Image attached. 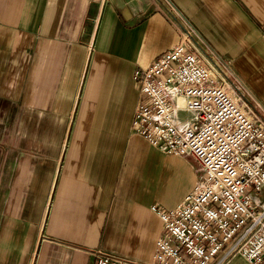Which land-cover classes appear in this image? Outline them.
<instances>
[{
	"label": "crops",
	"instance_id": "obj_1",
	"mask_svg": "<svg viewBox=\"0 0 264 264\" xmlns=\"http://www.w3.org/2000/svg\"><path fill=\"white\" fill-rule=\"evenodd\" d=\"M181 19L264 110V0H0V264H154L200 167L133 133L134 73Z\"/></svg>",
	"mask_w": 264,
	"mask_h": 264
},
{
	"label": "built area",
	"instance_id": "obj_2",
	"mask_svg": "<svg viewBox=\"0 0 264 264\" xmlns=\"http://www.w3.org/2000/svg\"><path fill=\"white\" fill-rule=\"evenodd\" d=\"M178 29L181 42L134 73L148 103L139 104L133 133L201 170L175 208L152 206L163 222L154 264H227L238 255L264 264V110L236 98L250 94L225 60L202 57L187 20ZM184 111L195 118L181 120ZM112 261L100 254L96 264Z\"/></svg>",
	"mask_w": 264,
	"mask_h": 264
},
{
	"label": "rangeland",
	"instance_id": "obj_3",
	"mask_svg": "<svg viewBox=\"0 0 264 264\" xmlns=\"http://www.w3.org/2000/svg\"><path fill=\"white\" fill-rule=\"evenodd\" d=\"M179 118H180L181 120L189 121V120H192V119L195 118V114L192 113V112L184 111V112H182V113L180 114ZM199 175H200V169L198 168V169H197V174H196L195 179H197V178L199 177Z\"/></svg>",
	"mask_w": 264,
	"mask_h": 264
},
{
	"label": "bare ground",
	"instance_id": "obj_4",
	"mask_svg": "<svg viewBox=\"0 0 264 264\" xmlns=\"http://www.w3.org/2000/svg\"><path fill=\"white\" fill-rule=\"evenodd\" d=\"M180 104H182V103H180Z\"/></svg>",
	"mask_w": 264,
	"mask_h": 264
}]
</instances>
